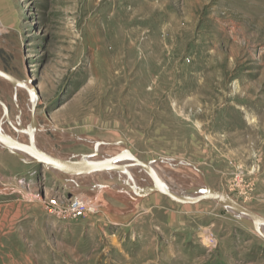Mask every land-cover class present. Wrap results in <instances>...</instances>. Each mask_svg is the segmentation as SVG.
<instances>
[{"label": "rangeland", "instance_id": "374dc122", "mask_svg": "<svg viewBox=\"0 0 264 264\" xmlns=\"http://www.w3.org/2000/svg\"><path fill=\"white\" fill-rule=\"evenodd\" d=\"M0 70L38 85L39 149L76 159L123 140L173 160L151 164L182 191L204 180L264 217V0H0ZM0 100L27 127L2 78ZM55 173L0 151V264H264V240L215 201ZM92 182L125 191L75 187ZM74 196L95 211L72 216Z\"/></svg>", "mask_w": 264, "mask_h": 264}, {"label": "water", "instance_id": "95a60500", "mask_svg": "<svg viewBox=\"0 0 264 264\" xmlns=\"http://www.w3.org/2000/svg\"><path fill=\"white\" fill-rule=\"evenodd\" d=\"M0 77L4 78L10 84H15L19 82L15 77H13L9 73L2 71V70H0ZM35 104H36V100L33 99V105H32L33 108L30 113L28 129L27 130L21 129L27 134L28 144L16 141L12 139L11 137L0 132V144L3 145V148L0 149V151H8L9 153L21 159V161H23L21 154L29 155L31 156L32 160L30 162H25V163L39 164V165L46 164L48 167L58 171L59 173L63 175H71V174L72 175L73 174L82 175V174H88L92 172L104 171L108 169L110 165H112L113 163L119 160L132 161L134 162V164L141 167L145 171V173L148 175V177L150 178L152 182L151 186H148V187L144 185L141 186L139 185L140 183H138V186L125 183V185H127L132 190V192L136 195V197L143 198L147 195L158 192L160 194L165 195L170 200L178 204H196L203 200L215 201L218 204L222 205L229 213H231L232 215L237 217L240 221H242L244 224H246L251 229H253L264 240V217L240 205L239 203H237L234 199H232L229 195L225 194L224 192L218 191L210 187L204 180H202V185L198 187H192V188L186 189L185 190L186 192L183 191L182 194H176L172 190L166 188L163 185V183H160L154 170L149 164L154 163V162H167L171 164L172 162H174L171 159H160L159 158L154 161H146V162L139 160L134 154H132V152L128 149L126 142L123 140L106 142L107 144H110V145H121L122 144L125 146V149L122 152L114 156L105 158L101 161L91 162L87 160L91 158L92 156L97 155L96 151L88 153V154H77L74 156L76 159H71L69 157L68 160H62V159H59L54 156H50L40 151L34 146V139H33V130L35 126L33 110H34ZM0 107L3 112L2 113L3 117L6 119L8 124L11 125V122L8 117L7 108L1 100H0ZM14 130L17 132L15 128ZM175 162L189 166L195 171H197L200 175H202L201 172L193 164L179 161V160Z\"/></svg>", "mask_w": 264, "mask_h": 264}, {"label": "bare ground", "instance_id": "6f19581e", "mask_svg": "<svg viewBox=\"0 0 264 264\" xmlns=\"http://www.w3.org/2000/svg\"><path fill=\"white\" fill-rule=\"evenodd\" d=\"M22 66H25V61L22 60ZM2 78V77H0ZM4 79V78H2ZM19 82L18 83H15V84H11V89H12V93L14 95L17 94V92H20L25 100H26V104L28 105V109L31 113L32 111V108H33V99L36 100L37 102V88H38V85L36 82H33V81H21V80H18ZM2 101V100H1ZM3 102V101H2ZM4 103V102H3ZM4 105L6 106V104L4 103ZM26 106V105H25ZM1 108V107H0ZM7 108V106H6ZM7 112H8V108H7ZM3 113V112H2ZM17 113H18V116L22 117V115L25 113L23 109H21V111L17 110ZM29 113V114H30ZM0 115H1V111H0ZM9 117V115H8ZM34 119H35V126H34V130H33V139H34V146L39 149L37 146H36V143H35V130L37 131L38 128H41L39 126H37V119H36V116L34 114ZM10 122H11V125L8 124V122L6 121V119L3 117L0 118V132L11 137L12 139L16 140V141H19V142H22V143H26L28 144V137H27V134L26 132L22 131L21 129L23 130H27L28 127H29V124L26 126H24L22 123H20L19 121L17 122V125H15L12 120L9 118ZM8 124L11 128H15L17 130V132L19 133H23L24 135L22 136L21 134H14L11 132V130L8 129L7 125ZM46 126V125H45ZM22 132H21V131ZM2 148H3V145H2ZM125 149V146H118V147H115V146H111V145H108V144H95L94 145V152L96 151V154L95 156H92L91 158L87 159L89 161H101L105 158H108V157H111V156H114L120 152H122L123 150ZM40 151L50 155V156H54V157H57L59 159H62V160H68V159H63V158H60L56 155H52L46 151H43L41 149H39ZM26 155V154H25ZM21 157H22V154H21ZM23 160L25 162H30L32 160L31 156L29 155H26L25 157H23ZM140 160V159H139ZM152 169L154 170L156 176L158 177V180L160 181V183H163V185L172 190L174 193L176 194H182V189L185 188L184 186H190V184L186 183L184 184V182H181L176 180L177 178L171 176V175H168L167 171L165 170L164 166L161 164H156V165H152L151 163L149 164ZM43 167L45 169H47L49 172H51L55 177L57 176L55 172H58L50 167H48L46 164H43ZM137 166L136 164H134V162L132 161H128V160H119L115 163H113L112 165H110V167L104 171H111V172H114L115 174V177L118 178V180L125 185V183H129V184H132V185H135V186H138V183H140L139 185H144V186H151V180L150 178L148 177V175L145 173V171L141 168L144 173H142L141 171H139L137 169ZM100 172V171H99ZM98 172H92V173H88V174H82V175H90V174H96ZM172 173V172H171ZM73 177H76L75 174H71L69 175V180L67 181V183L69 184V186L73 184V182L75 183V181L72 180ZM58 178V177H56ZM59 179V178H58ZM60 181H63V179H59ZM181 184V185H180ZM74 185V184H73ZM79 187V188H92V189H95V190H98L99 188L100 189H103V190H114V191H120V192H124L125 191V187L124 186H120L119 189L117 186H106V185H101V184H96V183H90V185H80V184H75V187ZM127 186V185H126ZM132 196H130V199L131 200H136L137 198L139 197H136V195L132 192ZM135 196V198H134ZM86 204L90 205L92 204L91 202L90 203H87L86 201H84ZM92 206V205H91ZM93 208V211L94 210V207H91ZM205 239H208V236H204Z\"/></svg>", "mask_w": 264, "mask_h": 264}, {"label": "built area", "instance_id": "2783aa9c", "mask_svg": "<svg viewBox=\"0 0 264 264\" xmlns=\"http://www.w3.org/2000/svg\"><path fill=\"white\" fill-rule=\"evenodd\" d=\"M70 214L72 216H79L87 212H93V208H91V204L88 205L84 202V200L80 199V197L74 196L71 201Z\"/></svg>", "mask_w": 264, "mask_h": 264}]
</instances>
